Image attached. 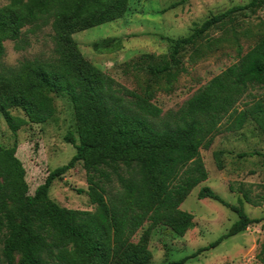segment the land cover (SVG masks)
Wrapping results in <instances>:
<instances>
[{
  "label": "trees",
  "instance_id": "obj_1",
  "mask_svg": "<svg viewBox=\"0 0 264 264\" xmlns=\"http://www.w3.org/2000/svg\"><path fill=\"white\" fill-rule=\"evenodd\" d=\"M128 1L8 0L0 6V114L9 130L16 135L27 123L49 121L55 113L54 94L68 97L76 120L75 130L64 136L74 146V155L50 170L32 194L16 155V140L10 146L0 143V264H148L152 256L148 239L154 227L165 225L181 236L194 226L193 215L179 206L208 177L200 150L208 148L218 133L238 131L247 122L264 134V33L245 52L238 47L237 60L177 109L162 114L161 107L150 101L152 83L147 82L144 91L125 87L88 60L72 37L122 17ZM257 6L264 7V0L213 14L186 36L163 37L170 43L169 57L148 62L147 72L156 83L165 78L167 88L175 77L171 66L183 46L195 45L235 12ZM25 26L31 33L50 27L52 55L7 65L3 42L18 41ZM115 41L101 39L92 47L110 50ZM152 57L142 53L139 59ZM132 66L137 67L135 61ZM243 97L248 99L239 106ZM13 108L23 116L13 114ZM254 154L264 158L259 151L240 156ZM215 159L221 168L217 153ZM77 161L85 170L92 210L62 206L49 196L52 181ZM237 191L239 205L226 202L208 186L199 189L198 198L219 201L237 219L207 246L168 264L182 263L264 219L249 217L242 206L244 201L260 205L264 190L252 195L241 185Z\"/></svg>",
  "mask_w": 264,
  "mask_h": 264
},
{
  "label": "rangeland",
  "instance_id": "obj_2",
  "mask_svg": "<svg viewBox=\"0 0 264 264\" xmlns=\"http://www.w3.org/2000/svg\"><path fill=\"white\" fill-rule=\"evenodd\" d=\"M249 1L129 0L128 10L122 17L77 31L72 37L88 60L110 73L125 87L144 91L145 84L152 83L154 91L150 101L161 107L164 114L177 109L199 86L235 62L238 47L245 52L253 45L257 37L264 33V7L239 10L224 23L212 26L195 45L183 46L178 60L171 66L175 77L167 88L166 79L161 78L156 83L146 67L148 62L161 61V55L169 57L170 43L163 37L186 36L211 15ZM7 2L0 0V6ZM27 29V26L22 29L18 41L7 39L3 42V61L7 65L52 55L50 27L45 26L33 33ZM107 38L116 40L113 49L95 51L92 43ZM142 53H152L153 57L140 60ZM134 61L136 68L132 66ZM125 62L129 65L125 66ZM247 99L243 97L239 106ZM54 105L55 113L49 121L27 123L16 135L9 130L0 114V143L10 146L16 140V155L25 168L31 194L50 170L66 164L75 153L74 146L64 139L68 131L75 130L72 103L67 96L54 94ZM11 112L23 116L20 109L13 108ZM252 151L264 153V134L253 122H247L235 132L218 133L208 148L200 150L208 177L193 187L179 206L193 215L194 226L181 236L165 225L154 227L148 239V248L152 253L148 264H168L207 246L227 232L237 214L217 200L198 198V191L208 186L223 200L234 205L240 204L237 189L241 185L250 188L252 195L261 193L264 190V158L257 154L240 156ZM215 153L221 168L216 164ZM86 188L85 170L77 161L62 178L52 181L49 196L62 206L92 210L94 206L89 203ZM78 189L84 191L78 192ZM242 206L251 218L264 215V201L258 206L244 201ZM141 232V229L136 232L134 241L138 240ZM263 255L264 219L178 264H264L261 260Z\"/></svg>",
  "mask_w": 264,
  "mask_h": 264
}]
</instances>
